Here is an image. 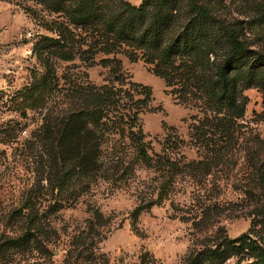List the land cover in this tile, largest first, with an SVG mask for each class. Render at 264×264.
Here are the masks:
<instances>
[{"label":"trees","instance_id":"trees-1","mask_svg":"<svg viewBox=\"0 0 264 264\" xmlns=\"http://www.w3.org/2000/svg\"><path fill=\"white\" fill-rule=\"evenodd\" d=\"M34 1L61 17L54 19V35L41 36L34 46L44 65L41 84L53 89V103L61 108L48 109L15 146L18 153L27 151L36 174L18 211L0 218V264L27 255L47 256L48 245L62 229L56 225L61 209L91 193L100 181L130 187L140 169L148 172L149 182L134 186L139 198L130 211L133 221L180 189L189 187L198 197L199 211L186 219L205 236L197 239L183 264H225L231 256H238L239 264H264V137L243 118L248 101L244 90L257 87L262 92L257 115L264 120V40L243 24L254 17L264 20V0L250 14L242 11L245 18L204 0H119L109 7L96 0ZM97 53L106 55L99 63L113 64L115 71L121 63L116 54L123 53L143 60L161 77L174 100L190 110L189 142L171 127L160 149H150L140 115L151 110V88L133 80L91 81L85 68ZM75 59L83 67L58 72L57 61ZM15 138L0 131V141ZM187 143L199 158L187 159L182 149ZM241 157V194L233 202L215 198ZM245 197L252 218L246 231L232 238L223 226L208 232L218 221L214 215ZM87 210L84 224L71 235L65 259L108 264L98 242L111 217L92 203Z\"/></svg>","mask_w":264,"mask_h":264},{"label":"rangeland","instance_id":"rangeland-1","mask_svg":"<svg viewBox=\"0 0 264 264\" xmlns=\"http://www.w3.org/2000/svg\"><path fill=\"white\" fill-rule=\"evenodd\" d=\"M96 1L105 7L119 3V0ZM129 1L138 4L141 0ZM204 1L208 4L221 3L225 5L224 10L228 15L245 18L244 12L250 14L259 0ZM57 16L34 0H0V131L16 136L15 140L0 141V218L8 211H18L27 197V187L36 174L35 165L25 157L27 151L24 149V154L18 153L15 146L29 136L48 109L61 108L60 104L53 103L56 98L53 89L41 84L44 65L39 51L34 49L41 36L54 35V19L61 18ZM253 20L248 24L243 23L244 26L253 29L250 31L252 33L258 31L264 40V20L257 17ZM102 56L106 55L97 53L95 62L85 68L91 81L100 84L133 80L151 88V110L140 115L145 140L150 149H160V142L171 127L189 142L190 110L174 100L161 77L152 73L141 59L130 60L123 53H117L116 57L121 63L115 71L111 67L113 64L99 63ZM84 64L79 59L66 62L59 60L57 70L61 72L66 66L76 70L78 65L83 67ZM244 93L248 96L244 121L263 138L264 120L257 115L262 110V92L257 87H249ZM35 96H38L39 103L34 105ZM45 101V105H41ZM182 149L187 159L199 158L191 144L187 143ZM242 159H239L228 180H223L221 191L215 198H226L233 202L236 195L241 194L238 168L241 167L239 163H242ZM137 174L138 177L130 187H113L107 181H100L91 193L82 196L74 205L60 210L61 219L56 225L62 229L58 230L59 236L55 242L48 245L47 256L27 255L10 264H72L65 259L66 250L70 246L71 235L77 232L75 230L84 224L89 215L88 203L94 204L111 217L110 223L103 228L104 236L98 242L100 251L108 257V264H183L197 239L205 236L192 219H186L195 218L199 211L196 205L198 197L190 194L189 187L180 189L171 199H165L140 212L133 221L130 211L139 198L134 186L149 182L147 171L140 169ZM150 184H154V181L150 180ZM249 202V197H245V200L220 215H214L212 219L218 218V221L206 228L208 232L223 226L226 235L232 238L246 231L252 219L248 213ZM240 261L238 256H231L225 264H239Z\"/></svg>","mask_w":264,"mask_h":264}]
</instances>
